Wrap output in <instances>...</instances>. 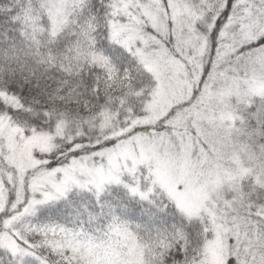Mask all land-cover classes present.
I'll return each instance as SVG.
<instances>
[{"label": "snow or ice", "instance_id": "snow-or-ice-1", "mask_svg": "<svg viewBox=\"0 0 264 264\" xmlns=\"http://www.w3.org/2000/svg\"><path fill=\"white\" fill-rule=\"evenodd\" d=\"M0 264H264V0H0Z\"/></svg>", "mask_w": 264, "mask_h": 264}]
</instances>
